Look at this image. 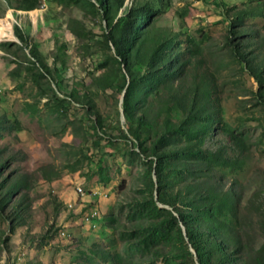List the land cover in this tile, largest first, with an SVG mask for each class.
Returning a JSON list of instances; mask_svg holds the SVG:
<instances>
[{
  "label": "rangeland",
  "instance_id": "obj_1",
  "mask_svg": "<svg viewBox=\"0 0 264 264\" xmlns=\"http://www.w3.org/2000/svg\"><path fill=\"white\" fill-rule=\"evenodd\" d=\"M0 264H264V0H0Z\"/></svg>",
  "mask_w": 264,
  "mask_h": 264
},
{
  "label": "trees",
  "instance_id": "obj_2",
  "mask_svg": "<svg viewBox=\"0 0 264 264\" xmlns=\"http://www.w3.org/2000/svg\"><path fill=\"white\" fill-rule=\"evenodd\" d=\"M99 3L100 11L104 14L111 9L112 5L124 6L125 0H97ZM155 15L152 6L146 4L131 3L126 16L123 19L118 20L116 24L109 28L106 35L108 42L115 48L116 55L122 59V65L125 66L127 73L134 80V75L131 72V66L129 65L128 57L129 51L135 46L136 37L138 34L139 26H144ZM238 41H236V40ZM231 38L230 44L233 45L235 55L240 58L242 62H247L243 53H241L242 45L240 43V37ZM235 40V41H234ZM248 64V63H247ZM125 107L127 111L132 107V98L130 92L125 96ZM129 112V111H128Z\"/></svg>",
  "mask_w": 264,
  "mask_h": 264
},
{
  "label": "bare ground",
  "instance_id": "obj_3",
  "mask_svg": "<svg viewBox=\"0 0 264 264\" xmlns=\"http://www.w3.org/2000/svg\"><path fill=\"white\" fill-rule=\"evenodd\" d=\"M98 216V210H94V211H92V219L93 218H96ZM100 218V217H99ZM85 220H87V221H90V214H87L86 215V218H85Z\"/></svg>",
  "mask_w": 264,
  "mask_h": 264
},
{
  "label": "built area",
  "instance_id": "obj_4",
  "mask_svg": "<svg viewBox=\"0 0 264 264\" xmlns=\"http://www.w3.org/2000/svg\"><path fill=\"white\" fill-rule=\"evenodd\" d=\"M88 214H90V220L92 219V212H90V213H88Z\"/></svg>",
  "mask_w": 264,
  "mask_h": 264
}]
</instances>
